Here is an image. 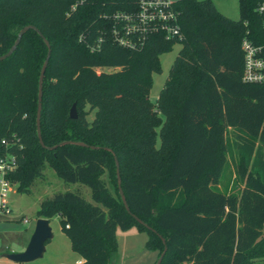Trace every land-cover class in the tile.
I'll return each instance as SVG.
<instances>
[{
  "label": "trees",
  "instance_id": "16d2710c",
  "mask_svg": "<svg viewBox=\"0 0 264 264\" xmlns=\"http://www.w3.org/2000/svg\"><path fill=\"white\" fill-rule=\"evenodd\" d=\"M256 1L237 0L239 17L231 20L210 0H179L180 39L155 33L129 49L112 41L111 16L135 11L137 0H0V54L25 25L50 46L42 146L35 112L46 45L29 29L0 60V157L16 165L5 178L29 193L49 166L63 182L89 189L91 203L56 192L35 213L58 217L82 264H108L116 228L144 232L143 248L157 257L165 246L159 264H264V82L241 81L240 51L243 36L261 40ZM175 42L153 104L151 74ZM104 67L114 70L96 72ZM61 141L84 146L47 149Z\"/></svg>",
  "mask_w": 264,
  "mask_h": 264
},
{
  "label": "rangeland",
  "instance_id": "374dc122",
  "mask_svg": "<svg viewBox=\"0 0 264 264\" xmlns=\"http://www.w3.org/2000/svg\"><path fill=\"white\" fill-rule=\"evenodd\" d=\"M217 11L231 20H237L239 10L237 0H210ZM180 48V43L175 42L168 52L158 56L160 71L152 73V82L148 91V99L155 103L158 91L167 77L168 69L173 62V57ZM113 68L96 69L100 71H113ZM92 112L88 114L87 120L91 119ZM229 140L230 131L227 133ZM155 145L158 146V138ZM233 154V149H230ZM229 153V152H228ZM234 157V154L232 155ZM233 179V177H232ZM30 187L29 193H19L15 186H11L3 199L4 208L0 211V264H15L1 256L6 252H13L21 247L31 235L36 221L35 213L39 203L44 198L50 197L56 192H75L88 202H93L89 197V189L80 183H65L59 179L54 170L46 166L42 171V177L35 179ZM230 186V185H229ZM228 186V187H229ZM25 219V221L23 220ZM52 237L44 242L42 256L31 262L16 264H77L79 256L72 251L69 240L60 231L58 217H52L48 221ZM118 243L117 251L112 255L108 264H149L152 261V252L143 248L146 234L138 233L134 228L121 231L115 229ZM82 264V263H81Z\"/></svg>",
  "mask_w": 264,
  "mask_h": 264
},
{
  "label": "built area",
  "instance_id": "2783aa9c",
  "mask_svg": "<svg viewBox=\"0 0 264 264\" xmlns=\"http://www.w3.org/2000/svg\"><path fill=\"white\" fill-rule=\"evenodd\" d=\"M179 0H137L133 12L120 11L112 14V41L129 49L141 46L152 34L161 33L165 39L181 38L176 2ZM254 12L260 21L261 40L257 36L242 37L241 81L260 84L264 82V0H257ZM247 33V31L245 32ZM14 157H0V211L4 208L3 199L11 183L5 175L15 168ZM25 221V219H23Z\"/></svg>",
  "mask_w": 264,
  "mask_h": 264
},
{
  "label": "water",
  "instance_id": "95a60500",
  "mask_svg": "<svg viewBox=\"0 0 264 264\" xmlns=\"http://www.w3.org/2000/svg\"><path fill=\"white\" fill-rule=\"evenodd\" d=\"M36 30L37 33L39 34V36L41 37L43 43L46 45L47 48V52L45 55V58L43 60V63L40 67V70L38 72V82H37V92H36V96H37V103H36V117H35V130H36V136L38 139V142L40 144V146H42L41 143V139H40V130H38V121H39V110H40V104H41V83H42V76L45 70V67L47 65V59L49 57L50 54V46L47 43V41L43 38V36L41 35V33L35 28L32 27L30 25H25L23 26L21 29L18 30L16 37L13 41V43L11 44L10 48L3 54H0V60L9 56L17 47V43L21 37V35L29 30ZM69 112V118H76L77 116V112H75V107L74 104L71 105V107L68 110ZM75 144L78 146H84L83 143L78 142V141H61L57 144H54V146H50L47 147L48 150H53L55 149L56 146H60V145H64V144ZM108 149V148H107ZM109 150V149H108ZM113 163H115V179L117 180V191H118V195L121 199L123 208L125 210V212L129 213L127 204H126V200L122 195L121 192V187H120V180H119V172H118V163L115 159V157L113 156ZM133 218L142 226L146 227L147 229H150L146 224L142 223L137 217L133 216ZM30 237L28 242L26 243L25 247L23 248V250L21 252H6L5 254H3L1 257L4 259H8L10 262L12 263H23V262H31L34 261L38 258H40L43 254V250H44V242L47 239H50L52 237V234L50 232V227L48 225V220L46 218H42L39 217L38 219H36L32 232L30 233ZM161 241L164 242L163 238L161 237ZM166 248L165 246H163V250L161 251V253L159 254V256L156 258L155 262L153 264H159L161 261V258L165 252Z\"/></svg>",
  "mask_w": 264,
  "mask_h": 264
},
{
  "label": "crops",
  "instance_id": "0c3cea01",
  "mask_svg": "<svg viewBox=\"0 0 264 264\" xmlns=\"http://www.w3.org/2000/svg\"><path fill=\"white\" fill-rule=\"evenodd\" d=\"M135 230V229H134ZM136 231V230H135ZM137 232V231H136ZM141 233V232H138ZM30 237V236H29ZM29 237L26 239V241L23 243V245H21V247H18L17 249H15L13 252H21L23 250V248L25 247L26 243L29 240ZM145 241V240H144ZM117 247H118V243H117ZM152 252V261H150L149 264H153L157 258V253L155 251H151ZM79 256V255H78ZM83 262V260L79 257V259L76 261L77 264H81Z\"/></svg>",
  "mask_w": 264,
  "mask_h": 264
}]
</instances>
